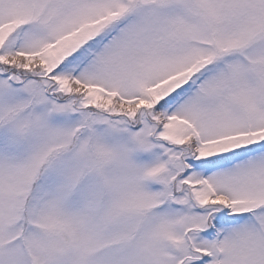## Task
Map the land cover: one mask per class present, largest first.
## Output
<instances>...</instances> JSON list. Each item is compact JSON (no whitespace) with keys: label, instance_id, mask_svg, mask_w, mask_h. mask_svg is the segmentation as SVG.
Returning <instances> with one entry per match:
<instances>
[{"label":"snow or ice","instance_id":"snow-or-ice-1","mask_svg":"<svg viewBox=\"0 0 264 264\" xmlns=\"http://www.w3.org/2000/svg\"><path fill=\"white\" fill-rule=\"evenodd\" d=\"M0 264H264V0H0Z\"/></svg>","mask_w":264,"mask_h":264}]
</instances>
